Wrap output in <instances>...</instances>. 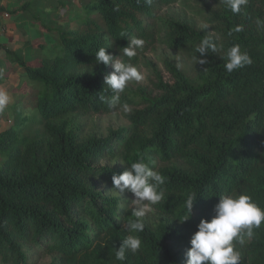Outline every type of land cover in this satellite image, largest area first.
Instances as JSON below:
<instances>
[{"label": "trees", "instance_id": "1", "mask_svg": "<svg viewBox=\"0 0 264 264\" xmlns=\"http://www.w3.org/2000/svg\"><path fill=\"white\" fill-rule=\"evenodd\" d=\"M175 1L87 0L74 26H45L62 52L39 56L36 65L0 43L8 60L40 82V116L28 122L25 114L0 130V264H30L39 252L56 254L50 264H185L191 237L202 218L214 215L219 195L247 193L264 208V0H248L239 14L216 0L217 8L208 11L212 31L157 16ZM236 26L242 31L229 36ZM162 33L170 48L191 57L199 56L194 48L200 40L213 35L225 49L239 44L253 62L228 73L223 52L208 54L206 64L197 63L195 79L167 62L173 82L159 77L160 93L128 114L129 126L81 137L78 116L114 111L99 99L100 92L112 94L104 83L112 67L96 64L95 52L109 47L133 64L138 54H121L128 39L145 41L138 53ZM127 101L121 95V103ZM141 156L155 161L166 178L164 198L153 205L161 218L143 220L144 231L135 233L141 249L127 250L120 262L115 250L129 234L132 212L121 211L112 176ZM113 159L123 166L102 165ZM189 193L197 196L193 212L181 221ZM236 247L240 264H264V223Z\"/></svg>", "mask_w": 264, "mask_h": 264}, {"label": "clouds", "instance_id": "2", "mask_svg": "<svg viewBox=\"0 0 264 264\" xmlns=\"http://www.w3.org/2000/svg\"><path fill=\"white\" fill-rule=\"evenodd\" d=\"M150 3L151 0H148ZM233 14H239L248 0H220ZM118 10V9H116ZM205 29L208 25L204 26ZM242 31L241 26L232 28L228 35ZM145 41L142 38L132 36L128 39L127 46L122 47L123 56L135 57L137 50L142 49ZM109 47H100L95 52L96 64L111 66L113 71L105 76L104 83L111 90V96H105L100 92L99 99L106 103L111 110H120L130 114L132 108L128 103H121L123 93L129 82H139L144 79L143 73L137 66L119 59L117 55L109 52ZM121 52V49H120ZM193 60L204 65L208 62L207 56L212 53L223 52L225 69L228 73L242 69L252 64V58L246 50H242L239 44H233L224 48L219 43V37L205 35L195 46ZM182 65L178 61L177 67ZM11 102V96L5 89H0V112L7 109ZM155 161L145 159L143 156L131 163V167L119 174H113L112 182L115 194L123 195L126 191L135 197L133 202L137 207L132 210L131 218L127 221L128 235L122 244L115 250V259L120 262L126 260V251L133 253L141 249L142 240L135 233L143 232L145 223L143 217L149 209V205H156L164 198L165 177L154 168ZM195 194L189 193L185 201L186 214L181 221L188 220L193 212ZM219 202L214 206V215L211 219L202 218L198 224V230L191 237V247L186 252L185 264H240L241 252L236 247L243 245L245 238H251L254 229L264 223V208L253 201L247 193H228L219 195Z\"/></svg>", "mask_w": 264, "mask_h": 264}, {"label": "rangeland", "instance_id": "3", "mask_svg": "<svg viewBox=\"0 0 264 264\" xmlns=\"http://www.w3.org/2000/svg\"><path fill=\"white\" fill-rule=\"evenodd\" d=\"M32 1L34 2V6L24 10L19 17L26 26L32 28V36H30V39L32 38L31 46L29 48L25 47L24 49L27 51L33 50L34 44L43 42L46 43L45 47L41 51L40 48H38V52L42 53L40 56H50L62 52L61 46L52 44L54 41L53 36L45 26L54 29H65L74 26L76 23L75 17L87 0ZM216 8V0H177L160 11H157V16H162L163 18L172 16L177 19L187 20L188 22L194 23L199 31H201L205 25H208V28L212 31V24L209 21L210 14H208V11ZM2 13L3 16H6H4L5 18L8 16L12 18L10 9L4 10ZM5 13L9 15L7 16ZM19 43H22V47L26 45V42L23 43V41ZM24 54L28 55V52ZM137 54L138 60L133 62V65L137 66L138 70L143 73L144 79L139 82H129L125 91L121 93V95H127V99H131V101H127V103L132 110L143 108L148 103L147 98L149 96L153 97L160 93L161 90L157 87L159 77L165 82H173L174 78L167 68V62H171L177 66V62L179 61L182 65L180 69H182L189 78H197V62L193 60V57L190 56L188 51L170 48L164 41L163 33L162 35L155 36L148 47L139 51ZM22 56L25 58L23 54ZM119 59L121 58L119 57ZM38 63L39 57L36 60V64ZM30 83L29 96L23 103V107L20 108V113H22V115L19 113L15 118L13 117L12 125L18 121L20 116H26L25 114L29 115L28 122L40 116L37 109V85H40V82L31 79ZM19 105H21V103ZM76 119V126L79 128L81 137L105 136L110 129H117L121 126H129L131 124L128 114L120 110L82 115L80 117L78 116ZM103 164H109L113 167L123 166L122 162L116 161L115 159L104 161L102 162V165ZM121 196V208L123 209L121 211H123V213L128 211L132 212V210L137 207L133 202L135 199L134 195L126 191ZM160 218V213L157 208L153 205H149V209L142 219L148 223H157ZM55 257L56 254L39 252L35 254V257L30 259L29 262L30 264H50Z\"/></svg>", "mask_w": 264, "mask_h": 264}, {"label": "crops", "instance_id": "4", "mask_svg": "<svg viewBox=\"0 0 264 264\" xmlns=\"http://www.w3.org/2000/svg\"><path fill=\"white\" fill-rule=\"evenodd\" d=\"M25 2H31L28 8L34 6L32 0H0V8H4V10L10 9L12 12V18H9V16L5 18L6 16L4 15V17L2 13L4 10H0V43L15 49L21 56L23 54L25 58L22 57L28 64L35 65L36 60L40 56L38 48L42 47L43 42L34 44L35 48L33 47V50L27 51L24 49L25 47L29 48L32 41V38L30 39V36H32V28L26 26L19 19L23 11L28 9H21L20 7ZM20 41H23V43L26 42V45L22 47V43H19ZM26 52H28V55L24 54ZM30 82L31 80L28 79L25 73V68L18 61L8 60L4 48L0 47V89L7 90L11 96V102L7 109L0 112V130L11 126L12 118H15L20 113V108L23 107V103L29 96ZM20 103L21 105H19Z\"/></svg>", "mask_w": 264, "mask_h": 264}, {"label": "built area", "instance_id": "5", "mask_svg": "<svg viewBox=\"0 0 264 264\" xmlns=\"http://www.w3.org/2000/svg\"><path fill=\"white\" fill-rule=\"evenodd\" d=\"M7 16L9 15L8 13H5Z\"/></svg>", "mask_w": 264, "mask_h": 264}]
</instances>
